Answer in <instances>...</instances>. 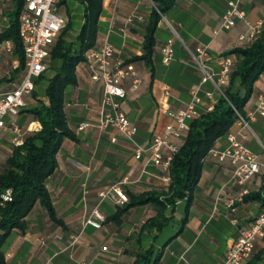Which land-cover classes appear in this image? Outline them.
<instances>
[{
  "label": "crops",
  "instance_id": "crops-1",
  "mask_svg": "<svg viewBox=\"0 0 264 264\" xmlns=\"http://www.w3.org/2000/svg\"><path fill=\"white\" fill-rule=\"evenodd\" d=\"M230 1L175 0L158 22L152 64L142 60L129 62L136 68L141 82L134 88L130 78L124 81L126 96L121 107L138 127L137 143L148 146L167 124L174 123L173 112L186 106L195 88L204 97L199 106L204 110L208 101L205 92L214 90V84L203 82V72L188 47L194 50L198 45L205 46L209 53L207 65L219 71L227 51L247 44L239 38L249 30L247 21L255 23L264 18V0H238L246 19L237 18L235 25L226 28L222 22ZM77 2L83 6V17L78 28L71 25L65 35L68 40L76 39L84 22V4L81 0ZM154 6L153 0H103L94 47L108 40L115 46V56L124 62L142 54ZM17 7L16 0H0V34L11 25ZM66 10L68 13L69 8ZM65 18L72 23L71 17ZM168 21L175 25L179 37L175 41L174 58L165 63L161 48L173 34ZM7 40L12 42L11 49L6 46ZM229 56L235 59L234 55ZM45 62L43 77L25 95L19 113L7 117L14 119L25 133L40 129V122L28 109L38 104V98H45L47 79L59 65L51 54ZM49 71L51 74L47 75ZM25 74L26 64L21 67L14 41L0 40V92L17 86ZM76 77L77 82L68 85L65 91L68 122L76 138H64L57 153V167L46 179L52 203L64 225L55 222L47 208L37 202L26 216V230L14 229L6 238L3 248L7 264H133L136 255L151 246L160 253L158 264L221 262L240 228L249 225L262 210V199L253 196L264 194V167L240 184L233 178L234 166L228 160L220 161L208 155L189 206L187 198L168 206L169 219L161 228L146 223L158 213L153 202L131 206L116 220L113 216L128 201L119 205L110 198L101 200V190L116 182L133 194L167 190L169 181L165 177L170 176V170L149 161L148 150L137 158L135 144L116 128L98 126L103 85L91 78L86 61L77 65ZM227 83L228 78L223 85ZM263 93L264 71L244 106L243 116L250 127L243 128L236 120L229 131L237 133L264 163V114L257 113L255 118L248 115ZM218 95L216 92V99ZM86 122L90 125L79 129ZM0 129L12 141V130ZM186 132L174 140L181 144ZM112 137L117 139L114 141ZM226 143L227 134L217 140L215 147L223 148ZM229 198H234L235 210L228 205ZM97 206L105 215L100 227L86 223ZM243 264H264V236L256 240L251 257Z\"/></svg>",
  "mask_w": 264,
  "mask_h": 264
},
{
  "label": "trees",
  "instance_id": "trees-1",
  "mask_svg": "<svg viewBox=\"0 0 264 264\" xmlns=\"http://www.w3.org/2000/svg\"><path fill=\"white\" fill-rule=\"evenodd\" d=\"M18 7L11 25L0 34V40L12 39L25 67L26 57L23 42L19 35V15L24 0H16ZM67 0H62V3ZM84 4V22L75 40L65 35L71 28L68 20L51 49V58L59 65L56 72L48 78L45 98H38V104L28 111L41 124L40 129L25 133L21 144L12 142L11 153L6 157L0 169V264H7L3 245L12 230L24 232L27 228L26 216L37 202L44 205L50 217L64 225L58 217L52 203L46 179L57 167V153L64 138H76L71 129L65 109V91L70 84L77 82L76 67L86 60V51L95 46L99 19L103 9V0H81ZM150 20L147 24L144 51L135 55L126 63L142 60L152 64L156 45V29L159 20L175 0H153ZM235 59L228 76V83L222 86L223 94L218 95L211 110H202L188 121L187 130L178 151L174 154L170 166V181L167 190L147 191L139 194L127 193V204L119 207L113 216L119 220L129 207L153 202L158 213L147 220L149 226H161L168 220L166 209L175 205L177 200L187 198L188 206L202 175L205 160L217 140L226 135L231 126L243 115L244 106L249 100L253 87L264 71V24L255 38L246 45L236 46L225 53ZM43 73L37 77L42 78ZM36 79V81H37ZM13 189V198L2 203L1 194L7 188ZM254 198H263L260 193ZM262 254V253H261ZM256 256L258 259L260 256ZM160 253L153 246L138 253L133 264H158ZM255 263V260H253Z\"/></svg>",
  "mask_w": 264,
  "mask_h": 264
},
{
  "label": "built area",
  "instance_id": "built-area-1",
  "mask_svg": "<svg viewBox=\"0 0 264 264\" xmlns=\"http://www.w3.org/2000/svg\"><path fill=\"white\" fill-rule=\"evenodd\" d=\"M61 4L62 0H24L20 11L19 35L26 56V74L17 86L11 90L0 92V128L12 130V142L16 145L22 143L25 131L14 119H7V117L19 113L20 108L25 104V95L32 92L37 77L47 68L45 60L50 55L51 46L67 23L66 18L59 13ZM237 18L246 19V12L240 8L238 0H232L223 16L222 24L229 28L235 25ZM168 23L173 34L161 48L162 60L165 63L174 58L175 41L179 37L175 25L169 21ZM247 23L249 30L240 34L239 38L249 42L262 28L264 18L255 23L249 21ZM6 46L11 49L12 42L7 40ZM188 49L203 72V82L211 81L214 84V90L205 92L208 101L205 103L204 110H211L216 101L215 93L223 94L222 86L229 76L234 59L229 55L224 56L220 62L219 71H215L205 61L209 55L205 46L198 45L194 50L189 47ZM115 55V46L108 40L104 41L101 46L92 47L86 51L85 61L88 64L90 76L103 85L101 117L97 125L102 128H116L135 144L137 158H140L144 151L148 150L150 152L148 160L168 171L172 158L180 146L174 138L181 137L189 129L188 121L200 114L199 106L204 102V97L199 93V88L193 89L191 99L186 106L173 112L172 116L175 122L167 124L165 130L156 134L148 146L141 145L135 141L137 125L131 122L121 107L122 99L126 96L124 81L130 78L132 86L136 88L141 82V78L133 64L126 63ZM257 113L264 114V93L259 96L256 108L251 110L248 115L250 118H255ZM238 114V120L242 127H250L247 118ZM89 125V122L83 123L79 129H85ZM116 139V137H112V140ZM208 155L220 161L228 160L234 166L232 176L240 184L247 182L264 167L259 155L252 151L237 133L231 131L227 133L226 145L223 148L214 146ZM165 180L170 181V176H166ZM99 196L101 200L110 198L119 205L129 200V196L120 182L101 190ZM1 198L2 203L12 200L13 189L7 187L2 192ZM261 202L260 213L249 225L240 228L238 236L229 247L226 256L218 264H243L246 259L251 257L256 240L264 236V194ZM228 205L232 210H235L234 198L228 199ZM104 220L105 215L97 206L92 210L86 223L100 227Z\"/></svg>",
  "mask_w": 264,
  "mask_h": 264
},
{
  "label": "rangeland",
  "instance_id": "rangeland-1",
  "mask_svg": "<svg viewBox=\"0 0 264 264\" xmlns=\"http://www.w3.org/2000/svg\"><path fill=\"white\" fill-rule=\"evenodd\" d=\"M66 7L69 8L68 13H67ZM82 11H83L82 4L78 2L75 3V0H67V2L66 3L64 2L61 5V8L59 9V13L62 14L64 17L72 18L71 25L73 28L79 27L81 19L83 17ZM50 74L51 72L49 71L47 75H50ZM11 148H12V141L9 140L6 131L3 129H0V169L6 157L11 153Z\"/></svg>",
  "mask_w": 264,
  "mask_h": 264
}]
</instances>
